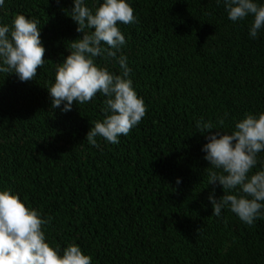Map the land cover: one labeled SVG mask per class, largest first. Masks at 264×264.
Returning <instances> with one entry per match:
<instances>
[{"label": "trees", "instance_id": "1", "mask_svg": "<svg viewBox=\"0 0 264 264\" xmlns=\"http://www.w3.org/2000/svg\"><path fill=\"white\" fill-rule=\"evenodd\" d=\"M126 2L137 22H118L126 44L117 56L147 112L118 144L97 137L94 147L86 135L106 97L64 113L47 90L82 38L73 0H4L0 26L35 18L46 51L32 81L0 73V191L51 218L42 230L52 248L62 255L75 243L92 264H264V217L249 226L227 207L213 215L208 197L223 189L208 185L209 133L196 127L203 117L231 134L246 113L264 112V28L253 39L254 18L231 21L223 0ZM102 3L85 0L93 13ZM95 63L122 72L116 60ZM261 170L264 151L249 176Z\"/></svg>", "mask_w": 264, "mask_h": 264}, {"label": "clouds", "instance_id": "2", "mask_svg": "<svg viewBox=\"0 0 264 264\" xmlns=\"http://www.w3.org/2000/svg\"><path fill=\"white\" fill-rule=\"evenodd\" d=\"M223 3L233 22L249 15L254 18L249 34L257 38L259 30L264 28V5L254 0H223ZM73 4L70 18L78 25L76 31L82 33V38L70 42V54L63 63L56 64L55 82L47 88L51 107L60 108L63 104L61 111L66 113L72 110L73 102L86 104L98 93L102 94L106 97L104 118L93 122L86 140L94 147H99L97 137L115 145L147 112L144 100L138 97L129 78L127 57L117 56L126 44L118 22L129 25L137 19L126 0H103L95 13L85 5V0H73ZM3 5L4 0H0V7ZM38 25L35 18L17 14L11 26H0V73L14 74L21 82L34 80L38 69L44 66L46 51ZM97 57L116 60L121 74L114 75L107 67L98 66ZM223 125L224 118H219L218 126ZM196 127L209 133L206 136L209 142L202 148L206 153L204 159L210 164L206 169L208 185L223 189L219 199L214 198V192L208 197L213 215L219 217L227 207L242 222L253 225L264 217V170L249 176L257 165L258 153L264 151V112L246 113L235 123L231 134L215 130L213 122H205L203 117ZM213 130L215 133L211 134ZM176 183L180 184V179ZM50 220V217L42 219L41 213L27 207L18 195L9 190L0 191V264H92V257L85 255L75 243L64 248L61 255L46 242L42 228Z\"/></svg>", "mask_w": 264, "mask_h": 264}]
</instances>
